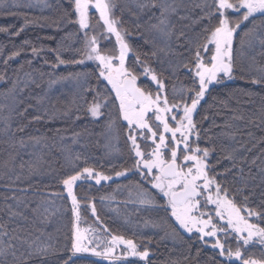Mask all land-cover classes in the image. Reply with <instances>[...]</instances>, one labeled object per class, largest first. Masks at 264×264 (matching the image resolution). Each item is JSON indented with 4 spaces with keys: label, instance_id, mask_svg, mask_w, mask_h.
<instances>
[{
    "label": "trees",
    "instance_id": "16d2710c",
    "mask_svg": "<svg viewBox=\"0 0 264 264\" xmlns=\"http://www.w3.org/2000/svg\"><path fill=\"white\" fill-rule=\"evenodd\" d=\"M110 2L115 5L112 17L119 21L132 49L128 68L137 78L142 76L143 66H148L167 86L170 102L194 95L188 89L193 86L189 69L194 67L196 47L208 35L205 26L213 28L218 20L209 24L200 19L203 13L198 9L190 10L191 14L172 13L167 28L170 34L159 32L163 39H158L152 28L158 24V9L138 11L133 8L138 0ZM0 4V28L7 29L0 32V225L6 230L8 226L24 227L29 235H44L45 218L51 215L54 219L50 238L35 243L50 247L46 255L0 260L5 264H109L100 258L72 255L77 218L62 180L89 167L111 179L99 185L81 181L73 186L80 223L95 221L90 214V205L94 206L100 227L108 229L106 238L131 239L138 251L149 252V264H229L218 249L205 247L197 236H186L169 210L159 207L164 198L135 171L127 124L121 120L112 89L107 86L105 92L106 83L97 80L98 69L92 61L85 58L83 64H59L56 60L57 53L66 61L84 55V32L78 23L70 22L76 19L70 0H0ZM9 11L16 15H7ZM90 18L93 26L100 23L97 13ZM249 30L251 36L246 35ZM261 37L264 17L260 15L237 30L232 53L234 78L209 89L193 114L200 139L196 141L195 133L190 139L210 150L209 175L227 189L237 206L247 203L264 211V82L252 83L264 79ZM15 52L19 55L8 60ZM137 54L140 64H136ZM195 86L198 89V82ZM140 88L156 93L155 85L148 81H142ZM97 93L110 94V98L102 114L92 117L88 109ZM122 171L127 175L116 178ZM141 189L155 194L157 206L139 203ZM40 212L45 214L36 225L34 218ZM250 222L264 227V221L256 217ZM218 238L223 240L224 234ZM12 241L0 236V246ZM229 242L235 250L236 241ZM242 254L264 260V248L259 244H250Z\"/></svg>",
    "mask_w": 264,
    "mask_h": 264
},
{
    "label": "snow or ice",
    "instance_id": "6c2138e0",
    "mask_svg": "<svg viewBox=\"0 0 264 264\" xmlns=\"http://www.w3.org/2000/svg\"><path fill=\"white\" fill-rule=\"evenodd\" d=\"M70 3L76 16V19L70 20V22L78 23L81 30L90 28L89 10L91 8L99 13L104 30L115 37L118 54L102 53L98 47L99 38L96 35L89 37V33L84 31L83 57L66 61L57 53L56 60L59 64H83L86 58V60L98 64L97 80L103 79L107 82L104 86L105 92L107 86H111L112 91L115 92V99L119 101L120 116L127 122L128 139L136 158L134 162L135 171L139 173L142 180L149 183L151 188L156 189L164 198V204L159 205V207L165 210L170 209L171 216L180 228L189 234L199 233V239L202 242L207 243L204 241V237L215 238V242L211 243L210 246L213 249H218L219 255L229 264H234L236 261L239 264H264V260L245 258L242 254L247 250V246L253 243L264 248V227L249 220V217H256L258 220L264 221V211L250 208L247 203L237 206L235 200L229 197L227 189H224L214 177L209 175L208 157L210 150L208 148L201 149L197 142L190 139L194 133L196 141L200 139L193 114L200 102L205 99L209 86L222 83L224 78L229 80L234 78L232 56L234 34L244 22L254 18L257 14L264 17V0H210V2L204 0L203 4L197 5L203 13L200 19H207L209 24L213 20H218V24L213 28L205 26L204 31L208 35L202 44L197 45L194 54V67L189 69L193 72L194 80L192 88L188 91L194 95H189L186 98L180 97L179 102L175 99L169 101L167 86L148 66H143V75L149 77L156 84V95L153 96L151 91L142 90L137 86V75L133 73V70L126 67V58L132 49L119 28V21L112 17V9L115 5L110 0H70ZM0 7L3 5L0 4ZM137 7L142 11L146 8L158 9L159 23L152 25V28L164 35L170 34L166 31L168 16L175 13L176 8L168 3V0H142V2L138 0ZM229 13L233 15L230 16ZM7 15L14 16L16 13L9 11ZM22 30L23 28L20 29V31ZM6 31L7 29L0 28V32ZM251 32L252 30H249L246 35L251 36ZM14 34L18 35L19 31ZM103 38L110 39L108 36ZM252 39L255 37L252 36ZM259 42L264 45V37H261ZM241 43L243 44L244 41L241 40ZM248 43L251 45V39ZM209 45L214 46V50ZM201 50L211 53L210 57L204 58ZM35 53L36 49L33 48V54ZM17 55L19 52L13 53L12 56L8 57V60ZM8 60L4 61L5 64L8 63ZM115 61L118 63H114ZM140 63V56L137 54L136 64ZM185 67L188 65L185 64ZM197 82L198 89L195 86ZM262 82L264 79L252 80L253 84ZM89 91L93 90L89 89ZM109 98L110 94L105 95V93H97L93 96V103L88 109L92 117H99L102 114L101 109L107 106ZM188 100L191 101L190 104ZM153 119L158 123L154 124ZM166 134H170V139ZM141 139L151 140V145H149L151 151L145 152L141 149V145L138 143ZM181 145H183L182 150ZM126 175V171L116 173L117 177ZM93 179L99 185L111 177L85 167L82 172H76L62 180L67 196L72 203L73 215L77 220L79 219V203L73 186L76 185L77 181ZM213 186L215 187L214 194L212 192ZM238 191L242 194V190ZM154 195L145 189H141L137 193L139 203L149 206H157ZM202 199H204L203 205L201 204ZM244 199L247 201L248 197L245 196ZM209 204L216 206V216L224 223L219 225L214 223L209 212L201 211L202 207ZM90 207H92L93 215H96L94 206L90 205ZM197 212L200 215H196ZM242 212H246L247 216L242 215ZM204 216L208 218H202ZM225 217H227L226 221ZM89 231L95 230L76 228L72 243L74 254L90 253L92 256L108 261L109 264L129 255L136 256L140 260H146L149 255L147 250L138 251L137 245L131 239L111 235L110 239L93 240L84 234ZM103 231L107 232L108 229L103 228ZM218 233L224 234L223 240L217 238ZM245 233L246 235H244ZM0 236H8L4 225H0ZM14 239H19V237H14ZM230 240L236 241L235 250H233ZM118 245H123L125 249L120 257L114 255ZM13 247L14 245L11 243L0 246V257L6 258L10 254L15 257V251L9 252V249ZM29 249H32V244H29ZM47 252V247L38 246L34 251L28 252L26 259L33 255L43 257ZM0 264H5V261L0 260ZM220 264H223V261Z\"/></svg>",
    "mask_w": 264,
    "mask_h": 264
},
{
    "label": "rangeland",
    "instance_id": "374dc122",
    "mask_svg": "<svg viewBox=\"0 0 264 264\" xmlns=\"http://www.w3.org/2000/svg\"><path fill=\"white\" fill-rule=\"evenodd\" d=\"M135 1H137V0H135ZM209 2H210V0H209ZM168 3L172 4L173 7L176 8V11H175L174 14H176L177 12H180V11L185 12V14H191L190 13V10H193V9H195V10L196 9L201 10V8L200 7H197V5L198 4H203L204 3V0H168ZM134 6H135V7H133L134 9H138V11H141V9L137 7V2L134 3ZM89 13L90 14L97 13V17H98L100 23L97 24L96 26H93L91 24V22H90L91 18L89 16L90 28L89 29H86V30H83V32L84 31H87L89 33V37H91L92 35H96L99 38L98 47L100 48V50H101L102 53H106V54H110V55H112V54H118V46L116 45L115 37L114 36H111V34L107 33L104 30L103 21L100 20L99 13L94 8H91L89 10ZM171 14H169V16H168V22H169V20H171L170 19L171 18L170 17ZM229 15H233V14L232 13H229ZM256 16H259V14H257ZM156 22L159 23V20L157 19ZM167 28H168V26H167ZM120 30L124 34V32L122 31L121 28H120ZM166 31H167V29H166ZM154 32H155V34H156V36H157L158 39H161L162 38V36H159L160 34H158L159 31H157L155 29ZM235 34H234V36H235ZM105 36L110 37V39H104L103 37H105ZM124 36H125V34H124ZM125 39L129 43V41L127 40L126 36H125ZM233 39H234V37H233ZM209 47L210 48H213V50H214V46L209 45ZM131 54L132 53L130 52L129 55H128V57L126 58V67H128V59H129V57H130ZM202 56L204 58H208V57H210V54H208L207 52H203V50H202ZM92 63L98 69V64L96 62H93V61H92ZM114 63H118V61H115ZM101 80H103V79H101ZM142 81H148V82L153 83L149 77H146L145 75L142 74V76L140 78H137V86L138 87H140V84H141ZM223 81L228 82L230 80L227 79V78H224ZM104 82L107 84L106 81H104ZM153 84L156 87V84L155 83H153ZM214 85H216V84L210 85L209 86V89L212 86H214ZM108 86L111 88L110 85H108ZM155 95H156V93L153 96H155ZM161 95L163 97V94H161ZM117 102H118V106H119V101H117ZM149 115H151V114H149ZM121 120L125 124H127V122L124 121L122 118H121ZM153 123L155 124V123H158V122L154 121V119H153ZM137 131H139V130H137ZM161 131H162V128H161ZM166 135L170 139V134H166ZM138 143H140L141 149L143 151H145V152L151 151V148L149 147V145H151V140L150 139L148 141H145V140H142L141 139V140L138 141ZM153 147H154V145H153ZM182 149H183V145H181V150ZM104 150L107 151V150H109V148H107V149L104 148ZM165 151H167V150L165 149ZM133 156H134V153H133ZM134 158H135V156H134ZM153 171L155 172V170H153ZM116 178H119V177H116ZM149 178L151 180V177H149ZM81 181H88V182L95 183V180L94 179L93 180H81ZM81 181H77V182H81ZM212 192H213V194L215 192V187L214 186H213ZM201 204L202 205L204 204V199L201 200ZM215 207L216 206L214 204H209L206 207H202L201 208V211L209 212L210 215H211V217L213 218V222L219 225V224L224 223V222H222L220 220V218L216 216ZM168 210H169L170 215H171V210L170 209H168ZM44 214H45L44 212H40V217H39V215H37L36 218H34V224L37 225L36 220H39L40 221V218L42 219V216ZM90 214L95 219V221L92 222V223H90V224H87L86 222L80 223V219H78L76 221V225H77L76 228H79L81 230H84V229H94L95 231H89V232L84 233V234L87 235L90 239H93V240H95V239H105L106 238L105 231H103V228L100 227V225L98 223V220L96 218L97 216L96 215H93V213H92V207H90ZM241 214L247 216V213L246 212H242ZM196 215H200V213L197 212ZM202 218L207 219L208 217L207 216H204ZM250 218L251 217H249V220H250ZM172 219L176 223V221H175V219L173 217H172ZM226 219H227V217H225V221H226ZM44 221L47 222V225H48L45 229L43 228L45 230V234L44 235L38 234L37 232H34L33 235H29V233L26 230L24 231V227H16L15 228V227L8 226L7 227L8 236H6V239H9L11 237L13 239L12 244L14 245V249L13 248L10 249V252H12V251L18 252V253H16V257H26L29 251H34L35 248L39 246V245H35L36 242H39V241H42V240H46L47 241L50 238L49 237V231L52 230L51 225L54 222L53 216L50 215L49 217L45 218ZM176 225L180 228V226L177 223H176ZM225 227H226V223H225ZM180 230L186 236H197L199 238V233H197V232H193V233L189 234V233L185 232L184 229H182V228H180ZM219 234L220 233H218V235ZM218 235H217V238H218ZM244 235H246V233ZM14 237H19V239H14ZM204 241L207 242V243L203 242L206 245L205 247L212 248L210 245H211V243H214L215 242V238H212V237H204ZM17 242H19V243H17ZM29 244H32V249H29ZM249 246L250 245H248L247 247H249ZM39 247H47V249H50L49 246H39ZM122 251H125V249L122 248L120 245H118V246H116V251H115L114 255L117 256V257H120L122 255ZM72 255L73 256H77V257H81V258H86V259H89V258H100V257H95V256L94 257H91V256H88V255H86L84 253H76V254H72ZM7 257L10 258V257H13V256L10 254ZM100 259H102V258H100ZM147 259H148V257L146 258V260H140L136 256L129 255V256L125 257V258L117 259V260H115L113 262H115V263H126V262H128V263L149 264L148 261H147Z\"/></svg>",
    "mask_w": 264,
    "mask_h": 264
},
{
    "label": "water",
    "instance_id": "95a60500",
    "mask_svg": "<svg viewBox=\"0 0 264 264\" xmlns=\"http://www.w3.org/2000/svg\"><path fill=\"white\" fill-rule=\"evenodd\" d=\"M114 94H115V92H114ZM123 246V245H122ZM84 254H86V255H88V256H91V257H94V256H92L90 253H84Z\"/></svg>",
    "mask_w": 264,
    "mask_h": 264
}]
</instances>
